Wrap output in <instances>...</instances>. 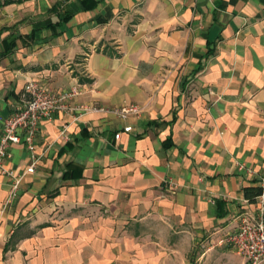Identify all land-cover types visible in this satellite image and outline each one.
<instances>
[{"label": "crops", "instance_id": "crops-1", "mask_svg": "<svg viewBox=\"0 0 264 264\" xmlns=\"http://www.w3.org/2000/svg\"><path fill=\"white\" fill-rule=\"evenodd\" d=\"M5 1L0 134L27 82L76 96L4 161L0 264H191L257 216L264 0Z\"/></svg>", "mask_w": 264, "mask_h": 264}, {"label": "built area", "instance_id": "built-area-1", "mask_svg": "<svg viewBox=\"0 0 264 264\" xmlns=\"http://www.w3.org/2000/svg\"><path fill=\"white\" fill-rule=\"evenodd\" d=\"M75 96L76 91L72 89L51 91L33 81L25 84L22 93V106L3 121L0 134V172L13 178L10 199L17 196L20 183V177H14L11 171H6L3 168L4 161L9 158L10 148L20 144L21 139L24 138L27 149H31L40 123L50 120L57 111L72 110L69 103ZM141 110L137 105H129L113 109L111 112L117 117L125 119L138 115ZM129 131H131V127L124 128V132ZM119 138L120 133H117L114 139L118 140ZM35 162L34 158L33 163L26 171L27 173L34 172ZM170 187L172 191L175 189V185L172 183ZM256 202L257 216L244 214L235 233L228 235L220 242L231 246L245 260L246 264L264 262V188L256 197Z\"/></svg>", "mask_w": 264, "mask_h": 264}, {"label": "rangeland", "instance_id": "rangeland-1", "mask_svg": "<svg viewBox=\"0 0 264 264\" xmlns=\"http://www.w3.org/2000/svg\"><path fill=\"white\" fill-rule=\"evenodd\" d=\"M201 240L192 246L188 262L191 264H246L236 251L224 243L221 246ZM261 264H264L261 263Z\"/></svg>", "mask_w": 264, "mask_h": 264}, {"label": "trees", "instance_id": "trees-1", "mask_svg": "<svg viewBox=\"0 0 264 264\" xmlns=\"http://www.w3.org/2000/svg\"><path fill=\"white\" fill-rule=\"evenodd\" d=\"M5 2L7 3V2H11V1H10V0H6ZM64 16H65V15H64ZM65 19H66V17L62 18V20H65ZM62 22H63V21H62ZM260 192H261V191L258 190V189H257V190H251V191L248 190V191H246V197H247V194H249V195H248L249 198L252 199V198L258 196V195L260 194ZM218 205H219V202H218Z\"/></svg>", "mask_w": 264, "mask_h": 264}]
</instances>
